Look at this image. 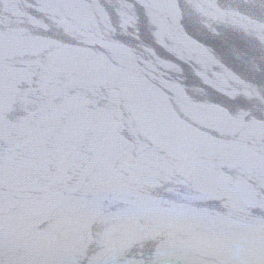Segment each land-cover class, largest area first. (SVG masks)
I'll return each instance as SVG.
<instances>
[{"label":"water","instance_id":"95a60500","mask_svg":"<svg viewBox=\"0 0 264 264\" xmlns=\"http://www.w3.org/2000/svg\"><path fill=\"white\" fill-rule=\"evenodd\" d=\"M0 264H264V0H0Z\"/></svg>","mask_w":264,"mask_h":264}]
</instances>
